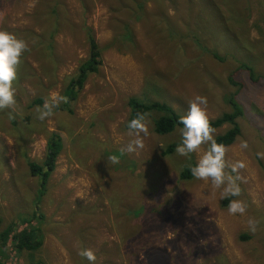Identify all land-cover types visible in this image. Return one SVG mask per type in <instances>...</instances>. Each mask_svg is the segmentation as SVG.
<instances>
[{
  "label": "rangeland",
  "instance_id": "374dc122",
  "mask_svg": "<svg viewBox=\"0 0 264 264\" xmlns=\"http://www.w3.org/2000/svg\"><path fill=\"white\" fill-rule=\"evenodd\" d=\"M54 1L0 0V30L30 49L13 83L15 119L0 111V233L13 223L16 233L27 226L19 220L31 219L43 238L34 252L0 245V263L90 264L79 252L91 249L95 264H264V159L256 155L264 153V0H159L142 9L144 0H58L53 10ZM85 28L99 46L100 65L75 101L61 102L41 121L36 108L63 96L88 58ZM242 65L261 80H251ZM198 95L207 98L209 120L229 113L231 98L242 108L240 135L226 147L229 165H246L238 173L226 169L241 177L239 197H223L210 180L179 179L208 145L190 158L164 156L182 135L178 127L154 132L162 111L146 113L142 150L119 153L135 139L126 126L129 98L183 116ZM36 99L43 103L34 105ZM51 134L60 136L62 150L41 188L28 162H43ZM111 155L120 162L108 161ZM233 199L247 203L244 215L228 212ZM139 207L144 212L135 217ZM250 218L259 221L255 232Z\"/></svg>",
  "mask_w": 264,
  "mask_h": 264
},
{
  "label": "clouds",
  "instance_id": "9594fccd",
  "mask_svg": "<svg viewBox=\"0 0 264 264\" xmlns=\"http://www.w3.org/2000/svg\"><path fill=\"white\" fill-rule=\"evenodd\" d=\"M4 20V15L0 13V23ZM30 51L25 40L18 38L15 34L0 30V111L9 109V119H15L13 113L16 111L14 81L18 79V69L22 63L24 52ZM61 102L67 103V98L59 95L52 97L51 102L46 101L43 108L37 107V118L41 121L53 115V109L57 108ZM207 98L196 96L189 102L188 112L179 119V124L183 125L180 129L182 135L181 143L175 151L178 155L189 157L192 153L202 151V146L208 145L206 151L200 156L194 167L190 166L191 175L197 180H210L216 189L222 188L223 197H239L241 188L237 181L241 180L239 175L232 176L226 172L231 168L233 173H238L240 169L246 167L243 161H237L229 165L226 160L228 149L223 144L216 142L214 138L215 128L212 127L207 114ZM148 114L137 113L136 117L129 121L127 127L128 135L134 136L126 146L119 149L120 155L136 153L144 148L142 138L149 134ZM247 141H241L240 148L247 149ZM259 158L264 159V153L256 154ZM112 164H118L120 157L111 155L108 158ZM248 205L245 201L233 199L228 205V212L232 215H244L247 212ZM248 227L252 232L257 230L259 221L254 218L248 220ZM79 255L86 258L90 264H95L96 255L91 249H83Z\"/></svg>",
  "mask_w": 264,
  "mask_h": 264
},
{
  "label": "trees",
  "instance_id": "16d2710c",
  "mask_svg": "<svg viewBox=\"0 0 264 264\" xmlns=\"http://www.w3.org/2000/svg\"><path fill=\"white\" fill-rule=\"evenodd\" d=\"M47 0H44L46 2ZM51 1V0H50ZM149 1H154L158 3L159 0H144L143 4L138 5V9H142V7ZM123 3L120 0V5ZM58 8V0H55L53 3V10ZM139 19L141 15L138 14ZM125 26V25H124ZM55 34V30L49 35L53 38ZM41 36H45V32L41 34ZM85 36L86 42L88 46V58L85 62L80 64L77 69V73L75 77H72L64 91L63 97L67 98L68 103L75 101L78 93L82 90L88 76L97 71V67L100 65V49L96 44L94 36L92 35V31L89 28H85ZM126 40H131V31L129 28L126 30ZM241 68L245 69L249 73V77L251 80L258 82L262 77H258L254 74V70L246 65H242ZM264 78V77H263ZM229 82L233 86H240L236 83L232 77H229ZM33 103L34 105H41L43 102L41 99H36ZM231 111L229 113H224L219 118L215 120H210L211 125L216 130L222 128L223 126H229L228 129L221 135L215 138L216 142L219 144L225 145V147L231 146L237 137L240 135V128L236 122L237 118L241 117L243 114L242 108L238 105V103L234 99H229L228 101ZM129 107V115L126 122V126L129 121L136 117L137 113H148L152 110H159L165 113L164 116H161L159 119L153 121V129L154 132L158 135L168 134L178 128H182L183 125L179 124L180 115H177L170 107L165 104L159 102H152L150 104H143L136 100L135 98H129L128 103ZM67 108V107H66ZM69 110V108H68ZM128 128V127H127ZM182 141V139H181ZM180 141V143H181ZM179 145V144H178ZM178 145H168L164 150V156L171 155ZM62 150V142L61 138L57 134H51L49 141L46 144V153L44 156V160L41 164H36L34 162H28L29 171L32 176H37L41 179V188H44L47 178L54 171L56 166V159L59 156ZM190 166L194 167L195 164L190 161V163L180 170L179 179L180 180H191L193 176L191 175ZM43 191L41 192V194ZM230 199V198H229ZM228 200H226L227 204ZM135 217L140 216L141 212H144L143 207H139L138 209H134ZM129 215L131 216V212L129 211ZM133 216V215H132ZM35 217V214H34ZM20 225L27 224L26 227L21 228V230L13 233V227L16 225L15 223L11 224L4 231L0 233V240L2 247H6L7 242H9V246L14 248L15 250L24 252H34L41 248L43 244V238L40 233V228L32 226L30 221L31 219H21L19 220ZM242 239H247V237L243 236ZM2 264V263H0ZM4 264V263H3Z\"/></svg>",
  "mask_w": 264,
  "mask_h": 264
}]
</instances>
